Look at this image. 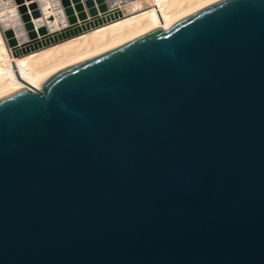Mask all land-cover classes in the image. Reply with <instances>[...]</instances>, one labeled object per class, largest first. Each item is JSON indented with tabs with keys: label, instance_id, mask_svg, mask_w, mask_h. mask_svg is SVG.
<instances>
[{
	"label": "water",
	"instance_id": "water-1",
	"mask_svg": "<svg viewBox=\"0 0 264 264\" xmlns=\"http://www.w3.org/2000/svg\"><path fill=\"white\" fill-rule=\"evenodd\" d=\"M0 264H264V0L0 93Z\"/></svg>",
	"mask_w": 264,
	"mask_h": 264
},
{
	"label": "bare ground",
	"instance_id": "bare-ground-1",
	"mask_svg": "<svg viewBox=\"0 0 264 264\" xmlns=\"http://www.w3.org/2000/svg\"><path fill=\"white\" fill-rule=\"evenodd\" d=\"M212 1L0 0V93Z\"/></svg>",
	"mask_w": 264,
	"mask_h": 264
}]
</instances>
